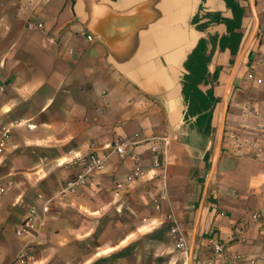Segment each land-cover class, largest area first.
<instances>
[{
	"label": "crops",
	"instance_id": "crops-1",
	"mask_svg": "<svg viewBox=\"0 0 264 264\" xmlns=\"http://www.w3.org/2000/svg\"><path fill=\"white\" fill-rule=\"evenodd\" d=\"M230 33L234 53L219 46ZM199 43L208 134L185 118L182 91ZM0 84V264H148L141 237L160 230L147 246L171 249L169 214L182 264H264V0H0ZM116 141L123 155L65 190L85 155Z\"/></svg>",
	"mask_w": 264,
	"mask_h": 264
},
{
	"label": "built area",
	"instance_id": "built-area-1",
	"mask_svg": "<svg viewBox=\"0 0 264 264\" xmlns=\"http://www.w3.org/2000/svg\"><path fill=\"white\" fill-rule=\"evenodd\" d=\"M41 26V24H38ZM4 89L0 84V92ZM10 136V125L8 123L0 124V151L4 149L8 138ZM152 144L150 146V158L154 167H162L165 163V157L167 156L170 144V138L167 135L153 136L151 138ZM109 151L103 156H99L95 153H90L82 158L83 165L79 172L74 174L65 184L66 191H75L86 183L87 176L100 170L104 167L105 161L110 154L116 153L123 155L125 152L124 142L116 141L108 147ZM142 172L139 166H136L133 171L127 174L122 181L117 182V186H120L123 181H130L135 176H138ZM3 193V188L0 187V195ZM167 224L169 235L173 239L174 246L177 249L184 250L186 248V241L184 233L182 232L177 220L172 214L167 215ZM29 219L24 220L16 230L17 234L25 233L29 227ZM214 253L219 256L223 250L221 243L216 242L213 244ZM25 257V253H19L17 260L22 263ZM218 264H228L220 262Z\"/></svg>",
	"mask_w": 264,
	"mask_h": 264
},
{
	"label": "trees",
	"instance_id": "trees-1",
	"mask_svg": "<svg viewBox=\"0 0 264 264\" xmlns=\"http://www.w3.org/2000/svg\"><path fill=\"white\" fill-rule=\"evenodd\" d=\"M230 1V0H229ZM197 17H195V21ZM216 20H222L219 17ZM229 29L232 28L230 20H225ZM204 25H199V28ZM233 26H238V18L233 22ZM238 35L236 33H230L228 36H222L219 39V46L223 48L225 46L231 47V52L234 53V48H232V41H236ZM201 43L188 55L185 67L187 73L183 76L182 79V91L187 101V111L185 118L188 120L189 116L195 117L192 125L201 133L208 134L212 131L211 127V109L215 101V96L213 95L212 90L207 89L202 91L199 87L200 83L206 84L209 82V78L202 72V67L204 62L209 59V57L204 58L199 55V48Z\"/></svg>",
	"mask_w": 264,
	"mask_h": 264
},
{
	"label": "rangeland",
	"instance_id": "rangeland-1",
	"mask_svg": "<svg viewBox=\"0 0 264 264\" xmlns=\"http://www.w3.org/2000/svg\"><path fill=\"white\" fill-rule=\"evenodd\" d=\"M116 224L114 223L111 228H114ZM167 233H169L168 227H167ZM169 235V234H168ZM141 240H144V245L147 247L142 248V255H144L150 263L148 264H169L166 263L168 261V257H171L172 264H182V257L180 255V249L175 248L173 245L171 249L166 247V250L164 252L161 251L158 246L157 247H149L147 246L150 243L155 242L156 244L160 245V242L162 240H165L164 234L158 230L150 234H145L141 237ZM168 251V252H167Z\"/></svg>",
	"mask_w": 264,
	"mask_h": 264
}]
</instances>
